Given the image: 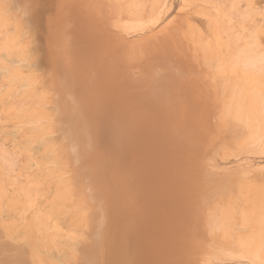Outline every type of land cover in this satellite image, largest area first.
Here are the masks:
<instances>
[{
    "label": "rangeland",
    "instance_id": "374dc122",
    "mask_svg": "<svg viewBox=\"0 0 264 264\" xmlns=\"http://www.w3.org/2000/svg\"><path fill=\"white\" fill-rule=\"evenodd\" d=\"M75 1L0 0V264H173V255L191 251L203 253L204 264H264L253 258V246L232 257L222 246L199 240L186 222L191 212L224 206L219 200L228 188L240 190L231 208L248 209L240 180L249 171L257 174L254 191L264 195V148L236 147L248 132L219 113V102L227 98L222 85L215 94L205 72L197 78L161 57L137 58L119 77V46L113 39L102 43L98 18L74 12ZM229 1L218 2L226 12H250L262 27L264 0ZM169 2L170 16L203 5ZM106 66L115 106L90 78ZM255 83L263 89V79ZM145 116L160 119L161 126L148 133ZM172 130L167 141L160 138ZM213 159L219 169L211 166ZM238 215L235 209L232 216Z\"/></svg>",
    "mask_w": 264,
    "mask_h": 264
},
{
    "label": "bare ground",
    "instance_id": "6f19581e",
    "mask_svg": "<svg viewBox=\"0 0 264 264\" xmlns=\"http://www.w3.org/2000/svg\"><path fill=\"white\" fill-rule=\"evenodd\" d=\"M218 1L217 0H202L203 5L202 6L199 5V9H196L195 12H191L190 10H189L190 12H188L187 10L186 11L184 10L181 12H177L176 16H174V15L170 16L173 5L171 2H169V0H79V1L76 0L75 4H74V12H94V14L96 15V17L99 20V25H97L98 30H96V31L99 32V36L101 37L102 43L110 42V40L113 39L115 41V45L117 47L119 46V77L124 78V76H127V73H126L127 69L130 68V64H132L131 62L136 61L137 58L145 59V60L150 62L152 59H155V57H157V59H160V57H161V59L170 60V61L174 62L175 64H177V66L180 68V71L183 73H189L190 74L192 71V74H195L196 77L201 72H205L207 74V76L205 75L206 76L205 79L206 80L210 79L211 82H210L209 86L213 89L215 94L217 92H220L219 91V90H221L220 86L222 85V88L224 89L223 92L227 95L226 99L219 102L218 106L216 105L217 108H219V110H218L219 113L222 116L230 119V120H228V122H232V121L235 122L236 121L238 123V125L244 127V129H246L248 132L247 136L243 140L241 139V141L238 142L237 145L235 144L236 147L238 146V149L240 148L243 151H246L249 148L255 149L257 147V149H258V147H260V149L262 151L264 148V132H262V127L264 126V86H263L262 90L258 89L256 86V83H255V80H257L258 78H261L264 81V15H263L262 20H261V21H263V23H261L263 25H262V27L261 26L258 27L259 25L255 20V18H257V17H254V19H252L253 17L252 18L250 17V12H248V11L245 12L246 10H244V12H242V11H239V12L227 11L226 12V10H223L222 6L219 4ZM229 2H231V1H229ZM57 3H58V1H57ZM191 3H192V1H191ZM2 5L4 6L3 3H2ZM224 5H225V3L223 4V6ZM10 6H11V3H10ZM247 6H248V4H247ZM84 18H85V16L82 17L81 19H83V21H84L88 17H86L85 19ZM84 22L87 24L86 20ZM79 28H81V27H79ZM88 30L93 32L92 30H94V29L88 28ZM4 48H7V45ZM10 48H12V47H10ZM5 52L8 53L9 50H5ZM4 54L5 53H3V55ZM106 62H107V59H105V64H107ZM133 66H132V68L134 69L135 66L134 67ZM166 67H167V65H166ZM149 69H150V67H149ZM174 69H175V67H174ZM171 71L172 70H170V72ZM135 72H137V71H135ZM110 75H111L110 70L106 66L104 68H100L99 70H97L94 74H92V77H90V78L93 80V83L95 84V86L100 89L99 91L103 92V94L106 95L105 96L106 102L108 104H110L111 106H115L110 99L111 93L113 92V90L115 88L113 85L114 79H112ZM129 75H130V73H129ZM195 75H193V76H195ZM201 77L202 76L199 75V77H197V78H201ZM208 77H209V79H208ZM121 80H123V79H121ZM71 84H72V81H71ZM72 86H73V84H72ZM200 94H201V91L197 88L196 89V95H200ZM233 105H234V108H233ZM134 117H136V116H134ZM135 119L136 118H134V120ZM131 120H132V118H131ZM134 120H133V122L135 125L136 120L135 121ZM145 120H147V124H145V125H147V128L144 129L146 131L150 128L154 129L156 125L161 126V124H162V121L160 119H152V117H150V118L146 117ZM117 122H118V124H120L118 119H117ZM117 122H116V124H117ZM129 122H130V120H129ZM133 122L131 121L132 124H133ZM116 124H114V125H116ZM123 124H122V126H123ZM128 124L131 127L132 131L135 130L134 126H132L130 123H128ZM140 124H142V123H139V125ZM87 125H89V124H87ZM118 126L120 127L121 124ZM41 127H44V126H41ZM132 127H134V128H132ZM139 128L142 130L143 129L142 125L139 126ZM179 128H181V127L179 126ZM119 129L120 128H118V130ZM140 129L136 128V130H137L136 132L142 133V131ZM153 129H152V131H153ZM118 130H117V132H118ZM125 130H127V129L125 128ZM138 130H140V131L138 132ZM158 131L159 130H157V132ZM88 132L91 135L92 132L90 130ZM128 132H130V131H127V133ZM185 132H187V131H185ZM84 133H86V132H84ZM84 133H83V137H84ZM87 133H86V135H87ZM96 133H97V131H96ZM93 134H95V133H93ZM173 134H174L173 130L168 131V132L167 131L161 132L160 138L163 137V139H166L167 137L169 138V136L172 137ZM141 135L142 134H140V137H141ZM154 135H156V134L154 133ZM157 135L159 136V134H157ZM124 136H123V139L125 137H127V136H125V137ZM147 137L149 139V136H147ZM150 137H152V135ZM157 138L159 139V137H157ZM157 138L156 137L154 138L155 141L157 140ZM98 140H99V138H98ZM109 140H111V139H109ZM135 140L137 142V138ZM140 140H141V142L143 141L142 139H140ZM151 140L148 142L151 143ZM168 140H170V139H168ZM237 140H239V139H237ZM144 141H146V140H144ZM166 141H167V139H166ZM105 142L107 143V141H105ZM131 142H133V141H131ZM157 144H155L154 146H156ZM140 145L142 146L143 144L141 143ZM235 145H234V148H235ZM123 146L125 147V145H123ZM126 146H128V150L131 149V148L129 149V145H126ZM157 146H159V144ZM86 147H88V146H86ZM95 147H96V145H95ZM130 147H132V146H130ZM145 148H146V146H145ZM214 148H213V150H215ZM77 149H78V147H77ZM104 149H105V147H104ZM126 150H127V147H126ZM128 150H127V152H128ZM135 150H136V146H135ZM135 150H133V148H132L133 152H135ZM84 151H86V150H84ZM132 151H130V152L132 153ZM136 152H138V151H136ZM97 157L98 156H96V158ZM101 160H103V159L101 158ZM207 160L209 161V158ZM118 162H116V163H118ZM98 163L99 162H96L95 165H97ZM116 163L114 161V164H116ZM91 165H92V163H91ZM95 165H94V168H95ZM116 165L118 166V164H116ZM211 166L213 168H218V169L220 167L219 162L214 161V159H213V162L211 163ZM213 168H211V169H213ZM112 169H113V173H114V168H112ZM116 170H118V169H116ZM126 171H128V170H126ZM252 172L249 171L240 180V181H242V183H244V185L247 186L246 188L248 191L247 200H246L248 202V206H247L248 209L243 208L246 211H244L240 207L231 208L232 206H236L237 201L240 198V196H239L240 190L238 192H235L233 188H228L225 195L219 200L221 203L224 204V206L219 205L218 210L211 209V211H212L211 213H206L203 210H196L195 213L191 212L190 216L188 217V220L186 222H188L187 224H189L190 227H193L194 230H196V233H194V234H196V236L199 238V240L201 238L203 241L204 240L207 241L210 245L212 244V245L222 246V248L225 251H227L230 256H232V257L233 256L243 257L245 255H239V253H237V251L245 253V252H247V249L249 248V246H253L254 250H255V252L253 253V258L258 259L259 261H261V260L264 261V195H261V194L257 195V193L254 191L255 189L253 188V185H252L253 184V178L256 177L257 174H255L254 172L252 173ZM121 173L124 174L123 172H121ZM135 176H137V175H135ZM123 177H126V174H124ZM128 177H129V175H128ZM118 178H120V177H118ZM111 181H113V180H111ZM98 182H100V181H98ZM120 182H121V180H120ZM121 183H119L120 186H121ZM103 185H105V184L103 183ZM109 185H110V183H109ZM117 185H118V183L116 184V186ZM95 186H96V184H95ZM130 186H132V184ZM134 187H135V185H134ZM138 188H140V187L138 186ZM109 191H111V190H109ZM117 191H119V190H117ZM123 192H127V191H123ZM110 193H112V192H110ZM119 193H121V192H119ZM119 193L117 194L118 196H120ZM130 193H132V192H130ZM99 195H101V193H99ZM133 195H134V193H133ZM155 195H158V194H155ZM99 198H100V196H99ZM106 198H108V197H106ZM101 200L103 202L104 199H101ZM116 200L117 199H115L114 201H116ZM128 200H130V199H128ZM131 204H130V206L133 207V205H131ZM125 208L127 209V207H125ZM235 209H236V212L239 213L238 217L232 216L235 213ZM117 211L121 212L120 209ZM114 213L117 214L116 212H114ZM108 215H109V213H108ZM126 216H128V215H126ZM128 223H129V221H128ZM114 225H115V223H114ZM203 227L205 229H203ZM117 228H118V226H117ZM212 249L216 250L215 246H213ZM124 250H125V248H124ZM213 253H215V252L213 251ZM184 255L185 256L177 255V254L173 255L174 256L173 260H172L173 264H204L206 261V259L203 257L204 254L198 253L197 251H195V252L191 251V252H189V254H184ZM126 257H125V259H126ZM128 258H129V256H128ZM231 259L232 258H229V260H231ZM236 263L241 264L239 261Z\"/></svg>",
    "mask_w": 264,
    "mask_h": 264
}]
</instances>
